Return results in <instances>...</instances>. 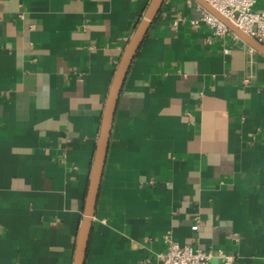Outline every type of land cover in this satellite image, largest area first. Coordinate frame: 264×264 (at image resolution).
<instances>
[{
	"label": "crops",
	"instance_id": "1",
	"mask_svg": "<svg viewBox=\"0 0 264 264\" xmlns=\"http://www.w3.org/2000/svg\"><path fill=\"white\" fill-rule=\"evenodd\" d=\"M141 1L0 0V264L73 263ZM200 6L165 0L133 60L85 264H164L166 233L264 264V55L195 25Z\"/></svg>",
	"mask_w": 264,
	"mask_h": 264
},
{
	"label": "water",
	"instance_id": "2",
	"mask_svg": "<svg viewBox=\"0 0 264 264\" xmlns=\"http://www.w3.org/2000/svg\"><path fill=\"white\" fill-rule=\"evenodd\" d=\"M165 0H142L138 13L143 14L137 24L134 33L124 48L120 61L115 69L114 76L109 87L107 99L104 104L99 136L92 162L89 186L85 199L84 215L79 227L76 247L72 264H85L89 239L91 235L93 218L101 186L103 171L106 163L107 152L111 137L112 125L118 106L119 97L129 69L135 59L141 45L143 44L153 20L161 10ZM203 7L224 22L227 27L243 39L248 45L264 55V42L249 35L244 30L235 25L229 18L214 8L206 0H196Z\"/></svg>",
	"mask_w": 264,
	"mask_h": 264
},
{
	"label": "built area",
	"instance_id": "3",
	"mask_svg": "<svg viewBox=\"0 0 264 264\" xmlns=\"http://www.w3.org/2000/svg\"><path fill=\"white\" fill-rule=\"evenodd\" d=\"M214 8L229 18L235 25L259 41H264V8L256 9V0H206ZM201 15L192 22L199 25L201 22L212 28L214 34L224 35L230 31L227 25L202 5ZM199 227L198 219L192 225V230ZM167 249L162 255L164 264H208L213 256L210 250L189 244H180L171 233L164 235ZM218 255L223 258L224 264H233L234 256L222 251Z\"/></svg>",
	"mask_w": 264,
	"mask_h": 264
}]
</instances>
